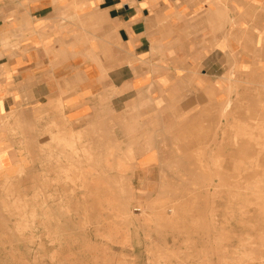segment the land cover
I'll return each mask as SVG.
<instances>
[{"label":"crops","instance_id":"0c3cea01","mask_svg":"<svg viewBox=\"0 0 264 264\" xmlns=\"http://www.w3.org/2000/svg\"><path fill=\"white\" fill-rule=\"evenodd\" d=\"M231 106L264 117V0H0V208L52 202L54 173L122 172L58 187L108 189L134 228L165 141L196 149ZM118 236L132 259L125 229L91 243L100 261Z\"/></svg>","mask_w":264,"mask_h":264},{"label":"rangeland","instance_id":"374dc122","mask_svg":"<svg viewBox=\"0 0 264 264\" xmlns=\"http://www.w3.org/2000/svg\"><path fill=\"white\" fill-rule=\"evenodd\" d=\"M226 110L229 123L218 124L214 139L196 149L192 139L165 141L164 183L150 189L157 203L141 206L134 228L133 214L120 203H101L108 189L85 187L80 197L76 187H58L60 180L87 185L94 179H116L123 187L122 172L54 173L52 202L3 205L0 264H264V117L252 107ZM109 218L117 229L111 237L103 234ZM125 229H133L138 247L132 259L118 236L116 258L100 261L91 243L113 242Z\"/></svg>","mask_w":264,"mask_h":264}]
</instances>
